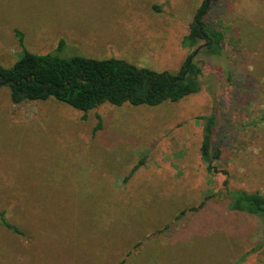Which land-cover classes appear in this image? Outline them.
<instances>
[{
    "label": "rangeland",
    "instance_id": "1",
    "mask_svg": "<svg viewBox=\"0 0 264 264\" xmlns=\"http://www.w3.org/2000/svg\"><path fill=\"white\" fill-rule=\"evenodd\" d=\"M204 0H0V65L33 53L118 58L177 72L194 50L201 90L156 106L56 99L0 88V264H264V218L225 191L264 194V0H218L224 53L184 37ZM218 113V173L202 116ZM261 120L253 125V120ZM264 120V119H263ZM101 121V127L97 125ZM141 163L129 177L132 168Z\"/></svg>",
    "mask_w": 264,
    "mask_h": 264
},
{
    "label": "trees",
    "instance_id": "2",
    "mask_svg": "<svg viewBox=\"0 0 264 264\" xmlns=\"http://www.w3.org/2000/svg\"><path fill=\"white\" fill-rule=\"evenodd\" d=\"M215 1L218 0H204L198 8L189 32L184 37L185 47L192 48L203 40L202 47L209 53H224L223 31L207 21ZM16 35L23 48L21 58L10 67L0 65V88L8 86L15 103L53 98L87 112L103 103L156 106L165 101H179L199 92L202 87L200 76L203 69L195 61V50L176 73L158 72L114 57L97 59L83 55L61 56L64 40L52 52L33 53L25 47L24 33L17 29ZM201 118L204 129L201 154L207 171L212 174L223 171L227 174L226 170H220L217 165L220 159V150L215 148L218 113L214 111ZM261 120H253L251 124L256 125ZM100 127L101 121L96 129ZM140 165L136 164L125 180ZM225 187L231 210L264 218V194L232 189L227 179ZM0 222L11 231L23 234L17 224L7 219L4 211L0 212Z\"/></svg>",
    "mask_w": 264,
    "mask_h": 264
},
{
    "label": "water",
    "instance_id": "3",
    "mask_svg": "<svg viewBox=\"0 0 264 264\" xmlns=\"http://www.w3.org/2000/svg\"><path fill=\"white\" fill-rule=\"evenodd\" d=\"M197 52V51H196ZM196 52H195V54H196Z\"/></svg>",
    "mask_w": 264,
    "mask_h": 264
}]
</instances>
